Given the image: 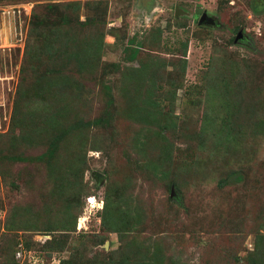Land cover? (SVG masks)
Here are the masks:
<instances>
[{
    "label": "rangeland",
    "instance_id": "1",
    "mask_svg": "<svg viewBox=\"0 0 264 264\" xmlns=\"http://www.w3.org/2000/svg\"><path fill=\"white\" fill-rule=\"evenodd\" d=\"M143 8L0 0V264H264V0Z\"/></svg>",
    "mask_w": 264,
    "mask_h": 264
},
{
    "label": "water",
    "instance_id": "2",
    "mask_svg": "<svg viewBox=\"0 0 264 264\" xmlns=\"http://www.w3.org/2000/svg\"><path fill=\"white\" fill-rule=\"evenodd\" d=\"M138 1H139V4L142 7H145L147 4L151 3V1H153V0H138ZM204 22H207V15L205 13L202 14V16H201V18L199 20V24H202ZM239 35H240V32L238 33V36H237L236 40L239 38ZM97 176L100 177L99 174H97Z\"/></svg>",
    "mask_w": 264,
    "mask_h": 264
},
{
    "label": "bare ground",
    "instance_id": "3",
    "mask_svg": "<svg viewBox=\"0 0 264 264\" xmlns=\"http://www.w3.org/2000/svg\"><path fill=\"white\" fill-rule=\"evenodd\" d=\"M144 9H146L148 12H152L153 10V1L151 3L147 4Z\"/></svg>",
    "mask_w": 264,
    "mask_h": 264
},
{
    "label": "trees",
    "instance_id": "4",
    "mask_svg": "<svg viewBox=\"0 0 264 264\" xmlns=\"http://www.w3.org/2000/svg\"><path fill=\"white\" fill-rule=\"evenodd\" d=\"M57 7L56 6H49V11H53V10H55ZM138 49V47H136V48H134V50H137ZM136 53H137V51H134V53H133V56L132 57H134V55H136ZM123 261H121V263H122Z\"/></svg>",
    "mask_w": 264,
    "mask_h": 264
},
{
    "label": "clouds",
    "instance_id": "5",
    "mask_svg": "<svg viewBox=\"0 0 264 264\" xmlns=\"http://www.w3.org/2000/svg\"><path fill=\"white\" fill-rule=\"evenodd\" d=\"M141 6V5H140ZM141 8H143L142 6H141ZM144 9V8H143Z\"/></svg>",
    "mask_w": 264,
    "mask_h": 264
}]
</instances>
